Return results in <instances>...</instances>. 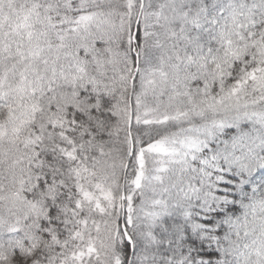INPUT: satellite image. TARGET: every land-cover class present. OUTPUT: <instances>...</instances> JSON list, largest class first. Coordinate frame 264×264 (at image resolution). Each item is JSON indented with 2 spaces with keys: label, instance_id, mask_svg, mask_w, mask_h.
<instances>
[{
  "label": "snow or ice",
  "instance_id": "6c2138e0",
  "mask_svg": "<svg viewBox=\"0 0 264 264\" xmlns=\"http://www.w3.org/2000/svg\"><path fill=\"white\" fill-rule=\"evenodd\" d=\"M0 264H264V0H0Z\"/></svg>",
  "mask_w": 264,
  "mask_h": 264
}]
</instances>
